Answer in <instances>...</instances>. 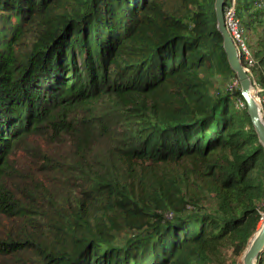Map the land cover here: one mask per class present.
Listing matches in <instances>:
<instances>
[{"label": "trees", "instance_id": "16d2710c", "mask_svg": "<svg viewBox=\"0 0 264 264\" xmlns=\"http://www.w3.org/2000/svg\"><path fill=\"white\" fill-rule=\"evenodd\" d=\"M215 1L0 0V264L242 257L264 148ZM234 14L264 115V0Z\"/></svg>", "mask_w": 264, "mask_h": 264}, {"label": "water", "instance_id": "95a60500", "mask_svg": "<svg viewBox=\"0 0 264 264\" xmlns=\"http://www.w3.org/2000/svg\"><path fill=\"white\" fill-rule=\"evenodd\" d=\"M226 0L215 1V12L217 17V29L223 37V48L225 50L228 63L233 72L237 75L238 82L241 87V94L247 104V113L251 119L255 133L259 139L260 144L264 148V115L261 103L257 99L255 93V82L241 62L240 53L232 36L225 26ZM264 253V223L253 235L245 249L241 259V264H256L257 260Z\"/></svg>", "mask_w": 264, "mask_h": 264}, {"label": "built area", "instance_id": "2783aa9c", "mask_svg": "<svg viewBox=\"0 0 264 264\" xmlns=\"http://www.w3.org/2000/svg\"><path fill=\"white\" fill-rule=\"evenodd\" d=\"M234 5L235 0H233L232 6L228 7L224 13L225 26L229 31L230 35L232 36L234 43L236 44V47L239 50V53L240 51H242L246 55H249L250 53L248 51V48L246 47L242 29L234 14Z\"/></svg>", "mask_w": 264, "mask_h": 264}, {"label": "rangeland", "instance_id": "374dc122", "mask_svg": "<svg viewBox=\"0 0 264 264\" xmlns=\"http://www.w3.org/2000/svg\"><path fill=\"white\" fill-rule=\"evenodd\" d=\"M250 51V50H249ZM249 59L252 57L251 56V51H250V54L248 55H246ZM225 83V82H224ZM223 82H218L216 85L220 88V89H222L223 87H227V85H229V83H233L232 85H234V86H236L237 85V83H236V81H231V80H228L225 84H224ZM254 88H255V93H256V95L258 96L257 97V99H258V101H259V103H261V99H260V97H259V88H257V86L256 85H254ZM205 205L206 206H208V207H210L207 203H205ZM261 223H262V221H260ZM261 223H259V226H258V229L261 227ZM17 225H18V223H17ZM15 225H13L12 223H6V222H2L1 223V228H2V232L3 233H6V232H8L9 230H11L13 227H14ZM236 261V259L233 257V256H231V254L230 253H227V264H234V262ZM241 262H242V259L240 258V259H238L237 260V262H236V264H241Z\"/></svg>", "mask_w": 264, "mask_h": 264}, {"label": "bare ground", "instance_id": "6f19581e", "mask_svg": "<svg viewBox=\"0 0 264 264\" xmlns=\"http://www.w3.org/2000/svg\"><path fill=\"white\" fill-rule=\"evenodd\" d=\"M264 221H262L261 226L263 225Z\"/></svg>", "mask_w": 264, "mask_h": 264}]
</instances>
